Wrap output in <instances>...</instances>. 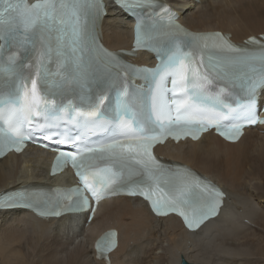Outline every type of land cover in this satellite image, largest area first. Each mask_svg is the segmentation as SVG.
<instances>
[{
    "label": "snow or ice",
    "instance_id": "obj_1",
    "mask_svg": "<svg viewBox=\"0 0 264 264\" xmlns=\"http://www.w3.org/2000/svg\"><path fill=\"white\" fill-rule=\"evenodd\" d=\"M126 12L159 8L168 19L138 23L135 48L155 52V69L137 68L99 43L97 21L103 0H0V34L19 33L18 49L32 59L18 64L16 54L0 62V154L21 151L25 125L43 116L51 127L75 126L98 132L95 141L80 136L57 139L53 172L71 165L79 186L21 189L0 197V209L29 207L42 216L90 207L107 195L143 197L157 215L176 213L189 229L217 214L223 193L191 170L162 163L153 147L167 138L198 139L215 128L236 140L247 123L258 120L257 93L264 90V41L236 45L219 32L193 34L176 22L158 0H116ZM151 77L145 92L132 82ZM170 83V87H169ZM45 125H41L43 127ZM113 239L98 250L104 255Z\"/></svg>",
    "mask_w": 264,
    "mask_h": 264
},
{
    "label": "bare ground",
    "instance_id": "obj_2",
    "mask_svg": "<svg viewBox=\"0 0 264 264\" xmlns=\"http://www.w3.org/2000/svg\"><path fill=\"white\" fill-rule=\"evenodd\" d=\"M185 4L182 18L194 30H221L235 41L264 34V0H169ZM199 3V4H198ZM100 17L103 44L130 48L133 24L111 1ZM175 166L191 170L226 195L225 211L196 232L174 215H153L139 199L104 201L90 225L71 217L49 222L24 211L0 212V264H104L93 244L108 229L120 231L111 264H264V127L250 128L237 143L213 134L159 149ZM52 156L41 149L0 160V192L40 184ZM51 180V179H49Z\"/></svg>",
    "mask_w": 264,
    "mask_h": 264
},
{
    "label": "water",
    "instance_id": "obj_3",
    "mask_svg": "<svg viewBox=\"0 0 264 264\" xmlns=\"http://www.w3.org/2000/svg\"><path fill=\"white\" fill-rule=\"evenodd\" d=\"M181 264H191V263L187 261L184 257H182ZM199 264H202V263H199Z\"/></svg>",
    "mask_w": 264,
    "mask_h": 264
}]
</instances>
